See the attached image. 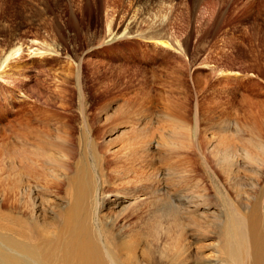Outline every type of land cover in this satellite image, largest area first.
<instances>
[{"label":"rangeland","instance_id":"1","mask_svg":"<svg viewBox=\"0 0 264 264\" xmlns=\"http://www.w3.org/2000/svg\"><path fill=\"white\" fill-rule=\"evenodd\" d=\"M18 47L21 52L9 57ZM250 139L264 143V0H0L2 225L9 226L14 216L5 198L13 196L21 176L33 184L65 183L69 163L79 167L83 156L99 188L100 159L111 176L115 162L142 156L143 169L162 181L138 195L152 196L156 187L172 195L208 188L218 210L210 205L199 214L221 211L226 225L257 222L264 237V170L250 192L255 175L246 169L251 162L244 152ZM227 146L239 175L247 178L241 191L247 189L256 197L251 205L260 206L247 220L242 215L250 214L248 206L237 208L224 177L221 156ZM71 150L78 158L68 162ZM66 188L52 194L54 209L42 205L23 220L44 236L56 234L63 226L60 215L73 202ZM115 189L110 183L105 192ZM109 207L105 214L119 211ZM152 218L146 205L134 214L127 211L118 226L134 229ZM134 232L136 243L148 235L143 228ZM187 233L195 246L208 244ZM150 252L151 264L160 261ZM56 258L55 264H66Z\"/></svg>","mask_w":264,"mask_h":264},{"label":"bare ground","instance_id":"2","mask_svg":"<svg viewBox=\"0 0 264 264\" xmlns=\"http://www.w3.org/2000/svg\"><path fill=\"white\" fill-rule=\"evenodd\" d=\"M20 52L21 47H18L9 53V57L16 56ZM248 145L249 148H246L244 152L251 164H247L246 169L248 168L249 172L255 175L248 188L250 192H254L258 188L256 184L263 178L261 173L264 170V143L260 140L250 139ZM58 147L56 146V149ZM229 148L227 146L221 156L225 180H228L231 184L229 185L231 186L230 190L236 194L237 208L244 205L248 206L246 208L248 212L245 213L254 212L260 206L251 205L250 201L256 197L250 194L247 189L241 191L242 186H239L247 182V178L239 175L240 166L235 163L233 152ZM60 154L58 153L59 156ZM66 156L68 162L78 158L75 150L69 151ZM64 159H66L65 156ZM78 161H80L79 167L78 163H69L72 169L71 171L70 168L68 169L71 177L65 178V181L62 179L65 183L59 182V177L56 176L55 178H58L56 182L51 179L52 182L43 181L41 184H33L34 182L24 180L22 176V179L20 177L15 182L13 196L5 198L6 204L7 200L9 201L14 216L8 223L9 226L2 225L4 223L1 221L2 218L0 219V264H55L56 257H61L60 259H63V263L66 264H151L153 261L150 256L151 249L154 250L155 255L159 256L160 261L156 264H264V237L257 222L256 224H247L243 220H235L226 225L218 215L222 213L221 211L211 210L199 214V211H209L207 206L211 204L207 191L211 192L210 189L198 186L193 191L187 190L172 195L163 187H156L153 188L152 196L150 193L138 195L141 191L147 190V186H153L162 181L158 174L157 176L155 173L151 175L143 169L142 165L147 160H144L142 156L127 157L115 162L112 172H110L113 173L111 174L113 177L105 174L106 168L103 166L105 159L97 160L96 167L99 168L98 172L102 182L98 188L88 159L82 156ZM34 162L36 163V161ZM43 166H45L44 163ZM16 168L18 170L17 166ZM21 168L23 167L21 166ZM17 170L15 171L17 172ZM52 171L50 173H53ZM59 173L57 172L58 175ZM169 177L179 180V177L174 176L173 173L172 175L170 173ZM180 178L187 177L180 176ZM110 183L114 184L117 189L112 194H106L105 188ZM65 186L67 187L66 192L73 202L59 217V221L63 223L61 230L59 231L58 228L56 234H46L45 236L43 229L41 231L33 230L30 223L23 220V216L28 220L32 217L31 214L35 215L40 212L39 207L42 205L54 209L52 194L55 190L57 192L63 190ZM11 198H13L12 201ZM25 199L27 205L23 207ZM132 200L134 202L131 204V208L125 206L120 208L125 202L130 203ZM146 205H148V209H152L153 218L151 220H148L143 226L133 225L136 226L134 229L129 225H127L129 227L118 226L119 220L127 211L131 210L134 214L143 210ZM109 206L111 209H119V211L105 214L104 211L109 210ZM212 207L218 210L217 205ZM24 209L27 210L24 211ZM251 214H243L242 218L247 220ZM40 215L42 216V214ZM231 215L235 217L232 213ZM6 220L3 221L7 222ZM40 227L42 226H39V229ZM136 228H143L148 234L144 240L142 239L138 243L135 242L136 239L133 236H130L135 233ZM222 228H224L223 231ZM187 231L199 236L196 242L204 240L208 244L195 246L190 242V235ZM216 231L221 234L217 238L213 236V232ZM66 233H68L67 239L64 237ZM139 236L141 239V235ZM144 244L148 246V249H143L144 252H142ZM215 245V252H211ZM139 248V255H137L135 250Z\"/></svg>","mask_w":264,"mask_h":264}]
</instances>
